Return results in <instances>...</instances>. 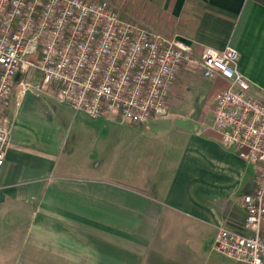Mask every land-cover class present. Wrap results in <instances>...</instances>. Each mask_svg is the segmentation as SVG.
Here are the masks:
<instances>
[{"label":"crops","instance_id":"1","mask_svg":"<svg viewBox=\"0 0 264 264\" xmlns=\"http://www.w3.org/2000/svg\"><path fill=\"white\" fill-rule=\"evenodd\" d=\"M134 2L145 9L129 15V7L126 20L147 18L196 56L205 48L238 50L239 72L264 99V6L254 0ZM28 73L15 77L7 107L0 264H246L213 246L221 228L252 234L242 200L257 186L260 167L223 142L214 122L216 98L211 118L204 117L213 81L183 67L168 116L132 125L137 135L126 145V159L110 160L107 153L99 161L93 151L70 148L64 119L29 87ZM189 83L196 91L191 102L185 100L193 91Z\"/></svg>","mask_w":264,"mask_h":264},{"label":"built area","instance_id":"2","mask_svg":"<svg viewBox=\"0 0 264 264\" xmlns=\"http://www.w3.org/2000/svg\"><path fill=\"white\" fill-rule=\"evenodd\" d=\"M232 47L205 48L201 56L175 37L124 19L99 0H0V169L10 139L8 101L15 77L41 74L38 89L57 96L91 118L110 117L143 125L168 116V100L183 67L220 78L215 127L226 146L257 165V186L242 207L250 236L221 228L213 250L246 264H264V99L238 70ZM27 92L25 88L23 94Z\"/></svg>","mask_w":264,"mask_h":264},{"label":"rangeland","instance_id":"3","mask_svg":"<svg viewBox=\"0 0 264 264\" xmlns=\"http://www.w3.org/2000/svg\"><path fill=\"white\" fill-rule=\"evenodd\" d=\"M101 1L111 3L118 8L124 19H126V12L129 7V15L133 13L134 8H138L139 11H143L145 9H141L143 5L136 4L134 2L136 0ZM132 17L136 19V23L139 25L167 36L164 28L154 26L147 20V18L142 19L141 15L138 16L136 14L134 16L132 15ZM28 79L29 87L38 95L45 97L49 104H53V106L57 109L58 114L64 119V123L67 125L68 135L70 136V148L71 146H76L82 153H85L87 150L93 151V153H95V155L99 158V161L102 160V156L107 153L109 154L110 160L115 156L119 157L117 160L126 159V145L128 147L131 139L135 138L137 135V131H135L137 130L136 127L133 126V128H131L133 124L120 119L116 121V119H114L116 118L115 115L110 116V118L112 117L114 120H111L110 118L106 119V117L92 120L83 111H77L68 101L58 98L55 88L46 87L38 89L37 86L41 85V74L37 73L35 70L32 69L29 71ZM192 83H189L188 85H190V88L193 91L186 93L187 98L185 99L189 102L193 101L196 95V91L193 88ZM213 83V91L208 100L209 105L204 112V117L207 119L211 118V103L214 102L218 94L227 88V86L225 87L226 81L220 78H215ZM188 105H190V103H188Z\"/></svg>","mask_w":264,"mask_h":264},{"label":"trees","instance_id":"4","mask_svg":"<svg viewBox=\"0 0 264 264\" xmlns=\"http://www.w3.org/2000/svg\"><path fill=\"white\" fill-rule=\"evenodd\" d=\"M255 2H257L258 4L264 6V0H254Z\"/></svg>","mask_w":264,"mask_h":264}]
</instances>
